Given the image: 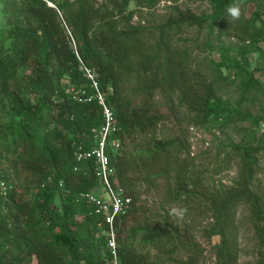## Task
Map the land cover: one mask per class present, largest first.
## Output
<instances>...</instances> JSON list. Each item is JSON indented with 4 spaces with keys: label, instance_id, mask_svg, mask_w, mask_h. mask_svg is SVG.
<instances>
[{
    "label": "trees",
    "instance_id": "obj_1",
    "mask_svg": "<svg viewBox=\"0 0 264 264\" xmlns=\"http://www.w3.org/2000/svg\"><path fill=\"white\" fill-rule=\"evenodd\" d=\"M131 1L0 0V119L7 120L0 125V180L12 185L7 196L0 193V264H111L112 253L98 227L100 216L90 213L80 195L97 185L95 165L90 162L86 174L74 170L78 163L73 142L79 132L100 123L101 113L96 102L79 103L65 91L70 82L87 83L68 29L79 55L107 93L122 127L123 144L135 129L147 131L158 121L156 113H149L157 90L168 99L176 97L178 104L195 114L193 122L198 125L224 116L225 120L252 116L232 108L203 72L191 68L188 52L169 38L184 25L202 27L208 16L176 7L158 27L155 43L149 44L145 27L132 23ZM136 1L148 8L159 2ZM210 1L224 10L228 0ZM262 15L258 13V18ZM235 31L264 55L259 45L264 41V24ZM241 71L244 91L264 92L258 69ZM137 98L143 103L135 104ZM169 144L158 141L146 155L154 156ZM237 149L241 166L234 186L216 192L190 189L188 167L178 164L172 192L175 198L198 197L208 206L213 222L206 233L219 237L214 264H238L237 207L247 204L259 246L255 264H264V201L254 187L264 133L258 146ZM129 155L122 150L112 156L116 178L134 199L131 210L118 221L120 263L163 264L158 258L150 263L151 257L134 247L135 237H140V243L157 250L173 246L169 251L173 253L186 248V258L169 257L171 264H199L200 245L167 220L169 228L142 223L122 238L125 227L136 222L141 212L135 192L138 177L130 174L138 161ZM50 175L63 179L70 194L41 187ZM59 195L64 198L61 210L56 205Z\"/></svg>",
    "mask_w": 264,
    "mask_h": 264
},
{
    "label": "rangeland",
    "instance_id": "obj_2",
    "mask_svg": "<svg viewBox=\"0 0 264 264\" xmlns=\"http://www.w3.org/2000/svg\"><path fill=\"white\" fill-rule=\"evenodd\" d=\"M235 4L241 7L242 14L238 20L228 15V8ZM176 7L191 9L198 15L208 16V19L202 27L184 25L180 31L171 32V42L188 52L191 68L203 72L232 108L252 116L234 115L227 120L224 116L206 125H198L193 122L195 114L178 104L176 97L168 99L161 90H157L149 113H156L158 121L147 131L135 129L125 138L119 151L137 158L138 163L130 174L138 177L135 192L141 209L139 219L128 223L122 238L142 223L169 228L165 225L167 220L178 227L189 241L200 245L202 255L199 264H214L215 244L219 237H210L206 233L213 222L208 206L198 197L184 195L175 198L172 188L178 164L188 167L190 189L216 192L234 186L241 166L237 146H258L260 143L264 133V92L253 88L244 91L241 68L258 69L256 76L264 89V55L254 50L249 39L239 37L235 29H243L253 23L263 25L264 0H228L224 10L210 0H159L154 8L132 0V23L144 26L146 41L154 44L158 27L173 15ZM258 13H263L262 18H258ZM259 45L264 49V41ZM141 102V98H137L135 104ZM0 122V125H5L7 120L0 119ZM158 141L171 144L154 156L146 155L145 151H152ZM257 155L259 161L254 187L260 191L264 201V150ZM116 181L119 182L118 178ZM63 203V196H56L58 209H62ZM174 208L177 209L175 214ZM184 209L187 211L183 212ZM237 240L238 264H255L259 256L258 239L250 208L245 203L237 207ZM134 247L151 257L150 263L158 258L163 264H171L169 257L180 260L187 256L186 248L173 253L169 252L173 246L157 250L140 243V237H135Z\"/></svg>",
    "mask_w": 264,
    "mask_h": 264
},
{
    "label": "built area",
    "instance_id": "obj_3",
    "mask_svg": "<svg viewBox=\"0 0 264 264\" xmlns=\"http://www.w3.org/2000/svg\"><path fill=\"white\" fill-rule=\"evenodd\" d=\"M68 32L72 37L73 46L80 62V70L86 77L87 83L80 86L70 82L65 91L79 103L96 102L101 113L100 123L92 127L90 131L79 132L73 142L74 158L78 163L74 170L86 174L89 163L92 162L95 165L98 183L91 190L81 192L80 195L87 201L90 213L100 216L98 227L102 229L107 246L112 253L111 264H121L118 252L120 237L118 221L128 214L134 201L127 188L116 181V168L112 162V156L116 155L123 147L122 127L114 109L107 100L106 91L100 86L97 73L81 58L69 29ZM47 185L70 194L71 189L66 188L64 180L57 181L54 175H50L41 184V187ZM10 188L12 185L0 180L2 195L7 196Z\"/></svg>",
    "mask_w": 264,
    "mask_h": 264
},
{
    "label": "clouds",
    "instance_id": "obj_4",
    "mask_svg": "<svg viewBox=\"0 0 264 264\" xmlns=\"http://www.w3.org/2000/svg\"><path fill=\"white\" fill-rule=\"evenodd\" d=\"M241 7L239 4H235V5H232L228 8V15L234 19V20H238L240 17H241ZM173 213H177V209H172ZM187 210L184 209L183 212H186ZM183 212L180 213V215L182 216L183 215Z\"/></svg>",
    "mask_w": 264,
    "mask_h": 264
},
{
    "label": "water",
    "instance_id": "obj_5",
    "mask_svg": "<svg viewBox=\"0 0 264 264\" xmlns=\"http://www.w3.org/2000/svg\"><path fill=\"white\" fill-rule=\"evenodd\" d=\"M51 5H53L51 2H50ZM54 6V5H53Z\"/></svg>",
    "mask_w": 264,
    "mask_h": 264
}]
</instances>
